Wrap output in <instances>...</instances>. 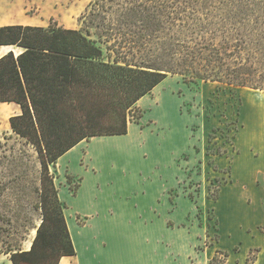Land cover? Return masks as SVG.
<instances>
[{
  "label": "trees",
  "instance_id": "obj_1",
  "mask_svg": "<svg viewBox=\"0 0 264 264\" xmlns=\"http://www.w3.org/2000/svg\"><path fill=\"white\" fill-rule=\"evenodd\" d=\"M80 22L0 27V46L15 49L0 57V104L19 109L14 137L0 140V255L11 264L76 255L51 168L83 141L127 134L138 101L169 75L264 94V0H93ZM228 256L216 250L208 264Z\"/></svg>",
  "mask_w": 264,
  "mask_h": 264
},
{
  "label": "rangeland",
  "instance_id": "obj_2",
  "mask_svg": "<svg viewBox=\"0 0 264 264\" xmlns=\"http://www.w3.org/2000/svg\"><path fill=\"white\" fill-rule=\"evenodd\" d=\"M91 1L0 0V23L47 27L53 19L79 29ZM137 110L139 129L91 138L88 148L64 158L79 175L72 184L83 183L79 196L67 189L69 165L51 168L69 211L87 217L80 216L87 227L77 236L82 262L208 264L223 250L228 264H246L258 248L253 264H264V94L215 82L188 85L169 75ZM18 113L0 104V140L14 137L9 118ZM216 188L213 200L209 190ZM34 236L30 231L23 249Z\"/></svg>",
  "mask_w": 264,
  "mask_h": 264
},
{
  "label": "crops",
  "instance_id": "obj_3",
  "mask_svg": "<svg viewBox=\"0 0 264 264\" xmlns=\"http://www.w3.org/2000/svg\"><path fill=\"white\" fill-rule=\"evenodd\" d=\"M3 12H4V16H6L7 14H6V10H3ZM7 25H26V24H22V23H0V27H2V26H7ZM15 51V49H14V47H12V46H0V57H2L3 55H5L6 53H8L9 51ZM147 96V95H146ZM139 102V101H138ZM138 104V103H137ZM131 125V129L134 127V125H136V128L137 129H139V125H140V122L139 123H134V122H130L129 124H128V131H127V134H125L126 136L128 135V133H129V126ZM125 135H120V136H103V137H101V138H104V137H122V136H125ZM96 138H98V137H94V138H92V139H96ZM69 152V151H68ZM67 152V153H68ZM66 153V154H67ZM65 156V154L62 156V157H64ZM73 156V155H72ZM61 157V158H62ZM68 160H67V162L65 161L66 159H62V160H58L57 161V163H56V166H57V164H58V162L59 161H62L63 163V166H64V168H65V165L66 164H68L69 165V170H70V166H71V160H70V158H67ZM76 162L78 163V161L76 160ZM62 167V166H61ZM83 167H85V166H82V168ZM63 168V169H64ZM84 169V168H83ZM85 170V169H84ZM85 171H87V170H85ZM89 171V170H88ZM69 173H70V175H73V176H79L78 174H74V173H72L71 172V170L69 171ZM68 173V174H69ZM67 174V175H68ZM83 176L81 177L82 178V180H81V182H83V179H84V173L82 174ZM66 178V177H65ZM80 178V177H79ZM54 180H55V178H54ZM66 180V179H65ZM55 185H56V183H55ZM57 187V186H56ZM80 187H83V183H82V185L80 184ZM79 187V188H80ZM57 189H58V187H57ZM68 190H69V188H67ZM79 190V189H78ZM173 189H171V190H169L168 192H171ZM70 192V191H69ZM79 192V191H78ZM70 194H71V192H70ZM79 194H80V192L77 194L76 193V195H73V197H77V196H79ZM168 194V193H167ZM58 197H59V199H60V201L61 202H63V203H65L64 201H62L61 199H63L62 198V196H61V191L60 190H58ZM168 201L170 202V205H172L173 203H174V199H173V201H171V199H170V196H168ZM66 204V203H65ZM66 206H67V208L66 209H64V216H65V220H66V223H67V226H68V230H69V233H70V236H71V239H72V242H73V245H74V248H75V251H76V255H74V256H70V257H64V258H62L61 259V261H60V263L59 264H86V263H84V262H82V260H81V258L79 257V255H78V250H77V244H75L74 243V241H73V238H72V233H71V230H70V228L71 227H73V230L75 231V233L77 234V236H78V231H79V229L80 228H82V227H84V228H86L87 226H84V224H82V222L80 221V216H82V217H84L83 216V214L82 213H79V212H77V211H74V212H70L69 211V207H68V205L66 204ZM79 211V210H78ZM84 218H87V217H84ZM81 226V227H80ZM29 249V247L26 249V250H28ZM0 258H4L5 259V263H3V264H11V262L9 261V259H8V257L7 256H4V255H0Z\"/></svg>",
  "mask_w": 264,
  "mask_h": 264
},
{
  "label": "bare ground",
  "instance_id": "obj_4",
  "mask_svg": "<svg viewBox=\"0 0 264 264\" xmlns=\"http://www.w3.org/2000/svg\"><path fill=\"white\" fill-rule=\"evenodd\" d=\"M163 84V82L159 85V86H157L154 90H156L157 88H159L161 85ZM153 90V91H154ZM145 97H143L141 100H143ZM140 100V101H141ZM139 101V102H140ZM138 102V103H139ZM131 130V125L129 126V131ZM98 138H101V137H98ZM91 143H93L92 141L91 142H87V143H84V141L83 142H81L80 144H78L77 146H75L72 150H70L67 154H65V156L64 157H62V158H60V160H62V159H64V158H66V157H69V156H71V155H74V154H76L77 152H80L82 149H84V148H88V144L90 145ZM70 230H71V233H72V238H73V241H74V243L75 244H77L78 243V237H77V234L75 233V231L73 230V227H71L70 228Z\"/></svg>",
  "mask_w": 264,
  "mask_h": 264
}]
</instances>
